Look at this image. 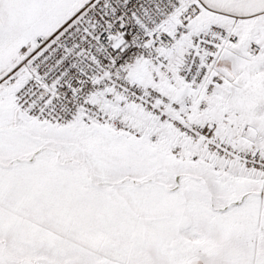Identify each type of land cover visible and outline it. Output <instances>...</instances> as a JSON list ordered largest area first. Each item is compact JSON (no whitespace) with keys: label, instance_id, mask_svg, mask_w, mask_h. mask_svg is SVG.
<instances>
[{"label":"snow or ice","instance_id":"1","mask_svg":"<svg viewBox=\"0 0 264 264\" xmlns=\"http://www.w3.org/2000/svg\"><path fill=\"white\" fill-rule=\"evenodd\" d=\"M0 264H264V0H0Z\"/></svg>","mask_w":264,"mask_h":264}]
</instances>
